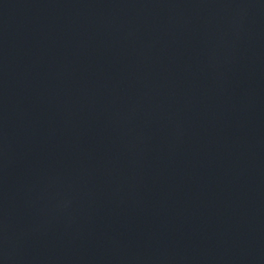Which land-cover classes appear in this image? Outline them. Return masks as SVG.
<instances>
[{
	"label": "water",
	"instance_id": "1",
	"mask_svg": "<svg viewBox=\"0 0 264 264\" xmlns=\"http://www.w3.org/2000/svg\"><path fill=\"white\" fill-rule=\"evenodd\" d=\"M0 264H264V0H0Z\"/></svg>",
	"mask_w": 264,
	"mask_h": 264
}]
</instances>
